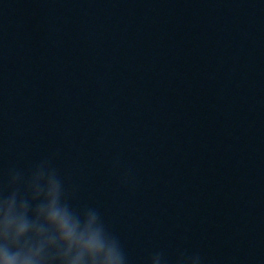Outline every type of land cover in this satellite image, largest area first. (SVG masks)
<instances>
[{
	"label": "water",
	"instance_id": "1",
	"mask_svg": "<svg viewBox=\"0 0 264 264\" xmlns=\"http://www.w3.org/2000/svg\"><path fill=\"white\" fill-rule=\"evenodd\" d=\"M48 156L129 264H264V0H0V182Z\"/></svg>",
	"mask_w": 264,
	"mask_h": 264
},
{
	"label": "clouds",
	"instance_id": "2",
	"mask_svg": "<svg viewBox=\"0 0 264 264\" xmlns=\"http://www.w3.org/2000/svg\"><path fill=\"white\" fill-rule=\"evenodd\" d=\"M119 161L114 162V166ZM122 183H134L131 169ZM75 189L48 156L27 170L12 167L0 182V264H129L120 238L101 211L76 204ZM147 264H168L162 250ZM176 264H204L198 252L179 251Z\"/></svg>",
	"mask_w": 264,
	"mask_h": 264
}]
</instances>
